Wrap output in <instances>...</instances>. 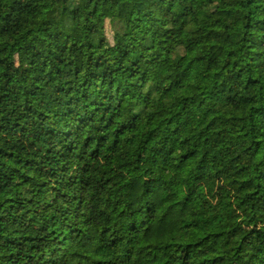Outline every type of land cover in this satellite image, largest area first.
Returning a JSON list of instances; mask_svg holds the SVG:
<instances>
[{
	"label": "trees",
	"instance_id": "1",
	"mask_svg": "<svg viewBox=\"0 0 264 264\" xmlns=\"http://www.w3.org/2000/svg\"><path fill=\"white\" fill-rule=\"evenodd\" d=\"M0 264H264V0H0Z\"/></svg>",
	"mask_w": 264,
	"mask_h": 264
},
{
	"label": "rangeland",
	"instance_id": "2",
	"mask_svg": "<svg viewBox=\"0 0 264 264\" xmlns=\"http://www.w3.org/2000/svg\"><path fill=\"white\" fill-rule=\"evenodd\" d=\"M106 33H107V37L110 41L113 42V35H112V32H111V28L109 26V24L106 25Z\"/></svg>",
	"mask_w": 264,
	"mask_h": 264
}]
</instances>
